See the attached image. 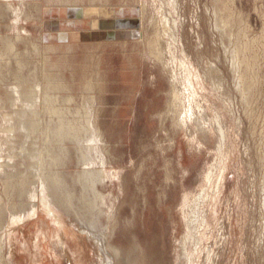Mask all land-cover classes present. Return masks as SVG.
<instances>
[{"label":"rangeland","instance_id":"374dc122","mask_svg":"<svg viewBox=\"0 0 264 264\" xmlns=\"http://www.w3.org/2000/svg\"><path fill=\"white\" fill-rule=\"evenodd\" d=\"M66 1L0 17L18 45L0 63V165L17 175L0 178L2 264H107L103 236L114 264H264V0ZM104 11L113 28H94ZM41 162L64 177L58 204Z\"/></svg>","mask_w":264,"mask_h":264},{"label":"bare ground","instance_id":"6f19581e","mask_svg":"<svg viewBox=\"0 0 264 264\" xmlns=\"http://www.w3.org/2000/svg\"><path fill=\"white\" fill-rule=\"evenodd\" d=\"M1 1H5L6 3L5 4H0V17L1 18H4V17H7V16H10V14L12 15L13 14V16H15L16 18L15 19H17V20H19V19H21V17H26V16H28V14H26L25 13V10L24 11H22V9L19 7L18 9H15L14 8V1L15 0H1ZM18 1V3L20 4V5H23V7H25L26 8V6H25V2L27 1V0H17ZM49 2H53L54 1V3H57V4H60L61 6H69V4H71L72 5V3L71 2H68V1H66V0H48ZM53 4V3H52ZM59 5V6H60ZM73 6V5H72ZM75 6V5H74ZM142 10V9H141ZM145 11V10H144ZM144 11H142V12H144ZM140 12V11H139ZM55 14V13H57V12H51V14ZM105 14H107V12L106 11H104L102 14H100V15H102V17H104V19H105V21H97L96 23L94 22V28H111L112 26H111V23H112V21H109L108 20V18H106L105 16ZM31 16H32V14H30ZM29 15V16H30ZM69 15L70 16H72V17H75L77 20L80 18V19H82V18H86V16H88V14H86L82 9H80V10H72V11H69ZM108 15V14H107ZM29 18H31V17H28L27 19H29ZM12 19H14L13 17H12ZM32 19V18H31ZM27 21V20H26ZM29 21V20H28ZM11 22V21H10ZM15 22H17L16 20H15ZM15 22L13 23V24H15ZM168 22L169 21H167L166 23L168 24ZM23 23V22H22ZM58 24V25H57ZM113 24H114V22H113ZM116 24V23H115ZM117 24H119V23H117ZM53 25L54 26H56L57 28H66L67 26H69V25H76V23L75 22H68V23H64L63 24V22H59V23H49L48 22V25H47V27H53ZM65 25H67V26H65ZM15 26V25H14ZM116 26V25H115ZM11 27H13V26H11ZM16 28H20V27H16ZM16 28H14V29H16ZM113 28V27H112ZM23 29V28H22ZM18 30V29H17ZM19 31V30H18ZM27 31V30H26ZM15 32H16V30H15ZM24 33H25V30L23 31ZM28 32V31H27ZM10 33V32H9ZM8 33V34H9ZM14 33V32H13ZM22 33V32H21ZM26 34V33H25ZM132 35L134 34V33H131ZM2 36H4V35H2ZM7 36H10V35H7ZM13 36V35H12ZM19 36H21V35H19ZM18 35H17V40H20L21 39V37H19ZM58 36L61 38V39H68V34H66L65 32H63V33H61V34H58ZM16 37V36H15ZM24 37V36H23ZM25 38V37H24ZM51 38H53V36L51 37ZM21 41V40H20ZM2 43V45H4V49L3 50H1V48H0V63L1 62H3V60L5 59V56L7 57V56H9V55H14V56H18V50H17V46L18 45H16L17 43L15 42V40H14V38H10V37H8V38H0V44ZM150 45H151V43H150ZM157 45L158 44H156V42H153V47H157ZM1 46V45H0ZM3 47V46H2ZM149 47H152V46H149ZM155 47V48H156ZM49 49V48H48ZM54 49V48H53ZM52 49V50H53ZM154 49V48H153ZM158 49H159V47H158ZM50 50V49H49ZM55 50V49H54ZM156 50V49H155ZM154 51V50H153ZM158 52H159V50H158ZM9 54V55H8ZM159 55V54H158ZM13 58V57H12ZM11 58V59H12ZM18 58H16L15 60H17ZM20 59V58H19ZM7 60V59H6ZM5 60V61H6ZM14 60V59H13ZM10 61V60H9ZM19 61V60H18ZM20 61H22L21 59H20ZM8 61H6V63H7ZM8 63H10V62H8ZM25 63V62H24ZM19 64V63H18ZM26 64V63H25ZM13 65H14V63H13ZM20 65V64H19ZM2 66V65H1ZM5 68H6V70H7V72H9V74H11V76H13L14 77V67H11V66H8V65H6L5 66ZM16 73V72H15ZM16 75H18L17 76V79H19V78H22L21 77V75H19L18 73L16 74ZM243 78V77H242ZM243 80V79H242ZM30 94V93H29ZM31 94H33V93H31ZM30 94V95H31ZM1 95V94H0ZM33 96V95H32ZM24 97H27V96H24ZM37 97V96H36ZM33 98V97H32ZM38 98V97H37ZM25 99V98H24ZM23 99V100H24ZM34 99V98H33ZM33 99H31V101L33 100ZM22 100V99H21ZM39 100V98L37 99V101ZM6 101V100H5ZM31 103H33V102H31ZM39 103V102H38ZM38 103H37V105H38ZM176 103H180V97L178 96V95H175L174 96V102H173V104L175 105ZM0 104H4V103H0ZM7 104V103H6ZM5 104V105H6ZM11 104H12V102H11ZM23 104H26V103H24V101H23ZM34 104H36V103H34ZM172 104V103H171ZM13 105V104H12ZM16 105V104H15ZM33 105V104H32ZM31 105V107H29V108H27V109H24V111L22 112L23 113V116H26V121L22 124V125H24V129L26 130H28L29 131V134H30V132L31 131H34L35 129H36V127H35V125H33V122H30V118L31 119H33L34 117H36L37 115H39V112H37L36 110H35V106L33 107ZM7 106V105H6ZM10 106V105H9ZM14 106V105H13ZM26 106V105H25ZM1 107V106H0ZM8 107V106H7ZM24 107V106H23ZM2 108V107H1ZM26 108V107H25ZM3 109H5V106L3 107ZM8 108H6V110H7ZM17 109V108H16ZM0 110H2V109H0ZM4 111V110H3ZM8 111V110H7ZM15 111H17V110H15ZM14 111V112H15ZM19 113L21 112V111H18ZM10 113V112H9ZM13 113V112H12ZM16 113V112H15ZM18 113V114H19ZM17 114V113H16ZM6 115V114H5ZM9 115V114H8ZM8 115H6V116H8ZM12 115V114H11ZM10 115V116H11ZM13 115H15V114H13ZM6 116H4L5 118V120L6 121H8L9 122V119H10V117L9 118H6ZM21 113H20V115H19V119L21 120ZM22 116V117H23ZM1 117H2V115H1ZM17 117V116H16ZM16 117H14V119L12 118V124H13V120H15V118ZM28 117V118H27ZM18 118V117H17ZM37 118V117H36ZM38 118H40V117H38ZM38 118H37V120H38ZM181 119V118H180ZM33 120H36L35 118L33 119ZM36 120V121H37ZM22 121V120H21ZM5 122V121H4ZM11 122V121H10ZM39 123H40V120L38 121ZM179 122L181 123H183V121H182V119L181 120H179ZM15 123H16V121H15ZM6 124H7V122H6ZM2 126V125H1ZM5 128H7L6 126H5V124L3 125ZM17 126V125H16ZM16 126H14V125H12L11 127H9V128H7L8 129V131L7 132H10V135L12 136V139H13V137H14V131H15V127ZM3 127V128H4ZM2 128V127H1ZM5 128L3 129L5 132H6V130H5ZM38 128V127H37ZM17 130V129H16ZM23 129H21V131H22ZM26 130V132H28ZM36 130H38V129H36ZM0 131H1V129H0ZM20 131V132H21ZM2 132V131H1ZM17 131H15V133H16ZM19 132V131H18ZM25 132V131H24ZM32 133V132H31ZM2 134V133H1ZM5 134H7V139H8V137L10 136H8V134L9 133H5ZM26 134V133H25ZM34 134V133H33ZM32 135V134H31ZM5 136V135H4ZM11 136L9 137V138H11ZM17 136V135H16ZM23 136H25L24 135V133H23ZM92 136V135H91ZM15 138V137H14ZM29 139H31L32 140V138H30V136L28 137ZM17 139H19V138H17ZM25 139V138H24ZM33 139H35L34 137H33ZM93 139V138H92ZM32 142V141H31ZM91 142V141H90ZM33 143H35V144H37L36 143V140L33 142ZM10 145V144H9ZM16 145V144H15ZM98 145V144H97ZM11 146V145H10ZM12 146H13V144H12ZM30 146V145H29ZM37 146V145H36ZM9 147V146H8ZM24 148H25V146H23ZM63 147H65V146H63ZM5 148H7L6 146H5ZM23 148V149H24ZM14 149V148H13ZM12 149V153H15V151ZM16 149V148H15ZM36 149V148H35ZM34 148L33 149H31V151L32 150H35ZM63 149V148H62ZM89 149V148H88ZM97 149V148H96ZM25 150V149H24ZM23 150V151H24ZM39 149L37 148V151H38ZM41 150V149H40ZM95 149H93V151H94ZM16 151H18V149L16 150ZM22 151V152H23ZM87 151V150H86ZM97 151V150H96ZM24 152H27V150H25ZM11 153V154H12ZM29 153H31V152H29ZM28 153V154H29ZM63 153H65L64 155H67L66 154V152H63ZM89 153V152H88ZM20 155H21V153H19ZM26 154V153H25ZM24 154V155H25ZM32 154H36V153H32ZM92 154V153H91ZM10 155V154H9ZM16 155H17V153H16ZM20 155H19V157H20ZM63 155V156H64ZM90 155V154H89ZM13 156V155H12ZM28 156V155H27ZM26 156V157H27ZM31 156V155H30ZM38 156H39V154H38ZM9 157H11V155L9 156ZM18 157V156H17ZM65 157V156H64ZM13 158H15V157H13ZM11 159H12V157H11ZM16 159V158H15ZM40 159V158H39ZM38 159V160H39ZM27 160V159H26ZM30 160V159H29ZM40 161H42V160H40ZM44 161V160H43ZM34 162V161H33ZM31 160H30V163H33ZM39 162V161H38ZM42 163V162H41ZM12 164V163H11ZM36 164H38L37 163V161H36ZM43 164V163H42ZM29 166V165H28ZM37 166V165H36ZM48 166L51 168V166L52 165H39V167H38V169H37V173H35L36 174V178H37V182H38V185H41V186H43V188H47V189H45V191H42L43 192V200H44V196L46 195V202H47V204H48V202L50 203L52 200H53V198L51 197V195L54 197V198H56V196H57V198H56V203H57V199H58V203H60L61 201H62V197H61V195H65V193H64V181H63V179H64V177L60 174V172H59V174L56 172V173H53L51 170L52 169H50L49 171H48ZM59 166H61V165H59ZM58 165H56V167L58 168L59 167ZM9 167H10V165L9 164H7V165H4V164H2V165H0V178H11V179H14V178H16L17 177V175H16V173L13 175V171L12 172H10L9 171ZM18 167V166H17ZM22 166H20V168H21ZM11 168H14L13 167V164H12V166H11ZM56 168V169H57ZM35 169V168H34ZM31 171V170H30ZM29 171V172H30ZM15 172V171H14ZM36 172V171H35ZM18 174H20L19 172H17ZM26 174V173H25ZM30 175L32 174V173H29ZM28 174V175H29ZM34 174V173H33ZM32 174V175H33ZM27 178H29L28 176H26ZM32 177V176H31ZM34 177V176H33ZM33 179V178H32ZM96 179H97V177H96ZM30 180V179H29ZM28 180V181H29ZM26 182V181H24L23 183H22V187L24 188V186H26L27 184L28 185H30V186H32L29 182ZM34 181V180H33ZM32 181V182H33ZM36 182V183H37ZM95 182H96V180H95ZM33 184V183H32ZM34 185H35V183H34ZM63 186V187H62ZM33 187V186H32ZM40 187V186H39ZM35 188V189H33V188H31V189H33V192L31 193L32 194V199L33 200H36V198L39 196V194L40 193H42L41 192V190H40V188ZM24 191H25V189H24ZM45 194V195H44ZM57 203V204H58ZM2 205V204H1ZM14 208V207H13ZM27 208V207H26ZM17 209V208H16ZM18 209H19V207H18ZM21 209V208H20ZM25 209V208H24ZM28 209V208H27ZM15 210V209H14ZM23 210V209H22ZM6 211H5V209L1 206L0 207V217L2 218V216H3V214L5 213ZM20 212V211H19ZM22 212H25V211H22ZM22 212H20L21 214H23ZM17 213V212H16ZM6 214V213H5ZM15 215H17V214H15ZM188 219V218H187ZM1 220V219H0ZM187 228H188V234H187V236H186V238H185V240H184V246L186 247L187 246V242L189 241V239L191 238V233H192V230H193V221H192V219H188L187 220ZM106 240H107V237L106 236H103V240H102V243H103V246H105L106 248H105V255H106V257H107V259L106 260H108L107 261V264H114V261H113V259L110 257L111 255H110V253H109V250L107 249L108 248V246L106 245ZM63 243H65V241L63 240ZM114 253L116 254V255H118V253H119V250H117V249H115L114 248ZM3 263V259H2V256L0 257V264H2Z\"/></svg>","mask_w":264,"mask_h":264}]
</instances>
